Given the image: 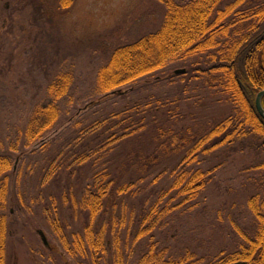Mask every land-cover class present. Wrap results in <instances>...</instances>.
Segmentation results:
<instances>
[{"label":"trees","instance_id":"obj_1","mask_svg":"<svg viewBox=\"0 0 264 264\" xmlns=\"http://www.w3.org/2000/svg\"><path fill=\"white\" fill-rule=\"evenodd\" d=\"M157 1L165 10L160 26L110 53L96 71L87 100L74 93V70L64 63L25 120L0 138V264H5L10 236L11 176L21 177L23 165L33 158L26 168L39 172V187L67 178L61 202L74 215L84 216L80 230L67 234L56 205L42 206L52 235L78 264H105L108 242L113 264H127L134 254V248L125 247L127 241L146 239L137 264H200L202 259L189 250L180 259L164 260L167 250L152 233L161 224L174 230L176 216L186 207L195 210L217 174L229 163L241 162L239 176L246 177L242 184L248 191L244 206L254 225L243 230L231 219V232L244 243L219 252L207 264H264V119L255 107L257 94L264 90V0ZM179 69L185 72L175 74ZM192 83L227 103L228 115L200 129L181 125V106ZM158 87L178 89L180 96L149 94L129 100ZM109 102H115V109L87 122L86 113L103 112ZM261 105L264 110V98ZM122 145L130 150L126 165L136 168V175L175 161L155 179L166 172L170 185L137 217L133 211L126 215L124 198L133 196L132 182L119 183L110 172L108 158ZM85 168L92 172L90 179L75 189L76 174ZM16 197L24 211L22 194ZM121 203L117 219L99 222L103 210Z\"/></svg>","mask_w":264,"mask_h":264},{"label":"rangeland","instance_id":"obj_2","mask_svg":"<svg viewBox=\"0 0 264 264\" xmlns=\"http://www.w3.org/2000/svg\"><path fill=\"white\" fill-rule=\"evenodd\" d=\"M164 13V7L157 0H0V138L4 139V134L15 124L25 120L30 108L43 98L48 79L64 63L74 70V93L87 100L96 71L110 53L156 31ZM149 94L163 98L180 96L178 89L158 87L133 94L129 100L138 101ZM185 97L187 100L181 106V125L200 129L220 121L229 113L227 103L217 102L208 91H201L194 83L188 86ZM115 102L123 105V101ZM115 102L107 103L98 114L94 111L86 113L84 118L87 122L101 118L115 109ZM126 147L117 148L108 161L111 176L118 178L117 182H132L133 196H137L133 200L129 199L133 196L124 198L126 215L133 211L137 217L142 207L146 209L170 185L166 172L158 181L155 179L164 167L169 170L175 161L167 162L166 166L147 175H136V168L126 165L130 152ZM34 160L23 165L21 177L11 176L12 202L8 209L12 216L5 264H78L79 260L68 256L52 235L42 206L56 205L67 234L80 230L84 216L74 215L70 205L61 202L63 194L67 193V178L39 187V172L32 173V168H26L33 165ZM239 163L231 162L224 172L217 174L201 193L195 210L186 207L176 216L174 230L170 224H161L152 233L160 248L167 250L164 260L180 259L185 250H189L202 259L200 264H207L219 252L233 251L244 243L229 227L231 219L243 230L248 231L254 225L244 206L248 191L242 184L246 177L239 176ZM199 164L205 168L203 162ZM91 174L90 168L77 173L80 177L74 181V188L85 185ZM19 193L22 194L20 201L26 207L24 211L16 204ZM122 205L103 210L99 222L112 216L117 219ZM39 231L49 247L43 244ZM147 242L146 239L134 244L128 240L125 247L134 248V254L125 262L137 264L139 250H144ZM107 250L105 264H113L109 242Z\"/></svg>","mask_w":264,"mask_h":264},{"label":"water","instance_id":"obj_3","mask_svg":"<svg viewBox=\"0 0 264 264\" xmlns=\"http://www.w3.org/2000/svg\"><path fill=\"white\" fill-rule=\"evenodd\" d=\"M185 71L183 69H179V70H176L174 73L175 74H182L184 73ZM264 98V90L260 91L256 98H255V107H256V110L258 112V114L264 119V110L262 108V105H261V101L262 99ZM39 236L43 242L44 245H47V241H46V238L45 236L43 235V233L41 231H39Z\"/></svg>","mask_w":264,"mask_h":264}]
</instances>
